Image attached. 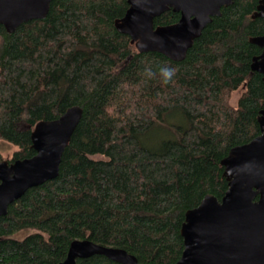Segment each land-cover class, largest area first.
I'll return each instance as SVG.
<instances>
[{
    "label": "trees",
    "instance_id": "obj_1",
    "mask_svg": "<svg viewBox=\"0 0 264 264\" xmlns=\"http://www.w3.org/2000/svg\"><path fill=\"white\" fill-rule=\"evenodd\" d=\"M257 2L222 7L181 61L140 53L117 32L126 0H52L44 18L12 33L0 26V140L17 148L7 161L34 155L37 122L82 109L58 176L0 217V264H57L74 239L121 248L139 264L179 259L184 213L206 194L221 198V159L259 133L264 83L250 62L261 49L249 42L264 36V19L252 17ZM178 18L168 10L154 26ZM163 68L173 69L167 83ZM173 110L187 126L157 152L143 147L139 137Z\"/></svg>",
    "mask_w": 264,
    "mask_h": 264
},
{
    "label": "water",
    "instance_id": "obj_2",
    "mask_svg": "<svg viewBox=\"0 0 264 264\" xmlns=\"http://www.w3.org/2000/svg\"><path fill=\"white\" fill-rule=\"evenodd\" d=\"M51 1L0 0V26L12 33L25 22L42 19ZM233 1L126 0L127 9L114 27L138 52L181 61L212 18ZM168 10L179 14L178 20L154 26V19ZM252 17L264 19V0H258ZM249 42L261 49L251 59L250 70L262 75L264 83V36L249 38ZM81 116L82 109L72 106L56 119L37 122L30 132L34 155L0 161V217L26 191L58 176L62 153ZM256 122L259 133L247 143L231 147L220 161L227 186L221 198L206 194L184 213L179 229L183 249L174 264H264V109ZM94 256L118 264H139L125 250L89 239L72 240L65 258L57 264H79L77 260Z\"/></svg>",
    "mask_w": 264,
    "mask_h": 264
},
{
    "label": "rangeland",
    "instance_id": "obj_3",
    "mask_svg": "<svg viewBox=\"0 0 264 264\" xmlns=\"http://www.w3.org/2000/svg\"><path fill=\"white\" fill-rule=\"evenodd\" d=\"M241 90L231 93L229 104L235 106ZM187 122L183 114L179 110H173L165 113L161 119H158L153 127L145 134L139 137L140 144L150 151H159L161 145L166 141H171L177 138L180 128H185ZM24 128V125H20ZM17 148L7 142L0 140V155L2 160H10ZM100 158V157H97ZM25 232L17 235L19 238L23 237Z\"/></svg>",
    "mask_w": 264,
    "mask_h": 264
},
{
    "label": "clouds",
    "instance_id": "obj_4",
    "mask_svg": "<svg viewBox=\"0 0 264 264\" xmlns=\"http://www.w3.org/2000/svg\"><path fill=\"white\" fill-rule=\"evenodd\" d=\"M161 71L163 72V75H164V82L167 83L168 80L172 76L173 69H171V68H163V69H161Z\"/></svg>",
    "mask_w": 264,
    "mask_h": 264
}]
</instances>
